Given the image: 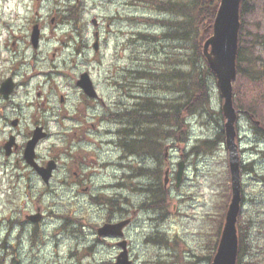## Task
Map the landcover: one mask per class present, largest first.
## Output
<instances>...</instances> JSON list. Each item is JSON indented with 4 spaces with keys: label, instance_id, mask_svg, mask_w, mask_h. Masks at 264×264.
<instances>
[{
    "label": "rangeland",
    "instance_id": "obj_1",
    "mask_svg": "<svg viewBox=\"0 0 264 264\" xmlns=\"http://www.w3.org/2000/svg\"><path fill=\"white\" fill-rule=\"evenodd\" d=\"M160 1L164 0H0V49H13L10 42L14 40L18 57H25L26 62L21 69L23 84L5 112L9 120L20 118L21 128L16 130L9 124L4 127V118L0 115V264H114L119 253L116 240L103 241L96 233L105 222L106 212L110 211H104L105 204L99 208L89 199L90 194L96 193H100L103 203L108 199L117 200L118 207L139 209L124 237L133 264H209L231 199L228 152L225 143L220 142L225 120L216 79L203 70L207 64L197 49L198 36H191L190 40L188 37L184 43L166 40V44V41L158 42L160 37L150 41L141 37L132 41L131 46L123 45L124 40L131 41L127 33L140 32L142 36L167 33L164 21L174 16L151 6ZM54 16L56 19L51 23ZM92 19L101 25L109 53L119 49L118 59L111 55L112 62L118 64L119 78H137L141 87L145 85L144 92L152 96L153 104H149V111L144 113L161 112L171 101L183 98L184 91L180 92L177 87L183 84L186 90L187 85L180 79L196 71H202V77L207 80V106L185 117L187 125L182 128L180 140L172 136L171 126L157 122L137 126L130 132L126 122L109 121L97 133L89 132L92 143L83 141L81 149L89 153L97 148L98 157L114 164L80 186H76L71 176L73 170L64 155H61L62 165L48 185L35 179H22V166H16L12 158L5 159L1 145L9 133L22 143L33 114L37 112L43 117L48 109V105H40L41 101L33 93L43 76L41 69L35 67V59H31V43L27 45L32 25L37 23L41 28L38 56L49 61L53 49H91L96 30ZM240 39V46L244 48L241 67L250 65L264 71V0L244 1ZM108 62L109 54L102 53L89 65L103 95H108L103 84L109 71ZM20 64L23 63L8 54L7 67L19 68ZM138 67L140 70L157 69L152 75L159 71L164 74L159 79L167 80L157 82L154 78L147 84L133 74ZM47 78H53L54 83L59 81L54 73ZM59 90L69 91L64 82ZM69 97L74 104L79 95L70 90ZM233 100L240 111L236 143L240 154L242 201L236 224H241L247 234L239 264H264V75L257 80L237 76L233 82ZM123 101L133 102L127 98ZM49 102L54 110L59 108L53 96L49 97ZM112 102L107 99L106 103ZM249 107L255 110L254 117L251 116L261 128L249 119L246 110ZM47 115L51 136L39 145L38 153L43 157L55 155L57 149L63 147L55 128L70 125V120L62 118V114L56 116L50 110ZM121 127H125L131 133L129 139L135 141L144 138L145 132L155 135L154 131L159 129L160 136L151 139L153 152L129 154L121 144L120 148L115 147L111 141L116 139L115 131ZM107 129L111 134L106 132L105 135ZM205 140H214L211 149L199 148ZM120 156H124V164L117 167ZM182 160L185 162L183 178L175 187L177 163ZM146 164L151 168L141 170L140 178L137 177V168L143 169ZM94 168L96 172L99 170V167ZM167 168L169 183L164 189ZM117 176L122 178L116 182ZM85 187L88 191L83 190ZM157 187L164 189L159 193L160 199L165 200L163 210L158 208L163 204H156ZM153 203L157 208L151 207ZM148 204L151 205L146 206ZM37 210L41 215L38 222L25 219Z\"/></svg>",
    "mask_w": 264,
    "mask_h": 264
},
{
    "label": "flooded vegetation",
    "instance_id": "obj_2",
    "mask_svg": "<svg viewBox=\"0 0 264 264\" xmlns=\"http://www.w3.org/2000/svg\"><path fill=\"white\" fill-rule=\"evenodd\" d=\"M56 17L54 16L51 18V23H54ZM37 27L40 30V37L38 46L34 48L31 44V52L32 57L31 59H35V67H39L41 69L40 74L43 76L38 81V86L33 89V93L37 100H40V105L45 107L48 105V109L45 114H42L43 117L38 116L37 112L33 114V116L30 119V125L27 129V136L24 139L22 143H19L18 137L15 136V144L9 149L10 156L5 155V150L3 149L4 144L8 140V138L12 135V133H9L7 137L3 140L1 145V151L3 153V156L5 159H14V163L16 166H22V173L20 174V178L31 180L35 179L38 181H41V177L36 173V171L31 168L24 160V149L27 141L32 137L34 131L37 128H41L42 131L45 133V137L41 139L36 147H35V161L36 163L41 167H47L48 163H51L53 166L52 171V177L51 180L56 176V172L59 170L61 164V155H64V158L68 160V163L70 164L72 168V175L75 179V182L77 185H81L86 180H91L94 176H97L101 174L100 172L106 171V169L111 166L110 161L104 160L102 157H98V153L96 151L97 148L91 150V152H85L83 149H81L80 144L83 141H87L92 143V139L89 136V132L97 133L98 130H101L103 125H107L109 121L114 122L116 124L118 123H127L126 127L127 130L130 132H133L135 130V127L144 125L141 123V121L138 119L139 110L141 107V102L147 99H151L152 96L146 92L145 85H142V87L138 84V79L133 77L132 79H124L121 77L119 78V70L118 64L112 62V56L114 55L118 59V52L119 49H113L112 53H109L110 49L108 48V44L106 42V39L103 36L102 33V27L96 24L97 29L93 32V43L91 44V49H53L51 53V57L48 60L45 59V57H39L40 49L39 44L42 41V34H41V28L40 25L35 23L32 25L31 30ZM109 27V25H107ZM98 28H100V31H98ZM95 34H98L99 39L96 44V49L94 47L95 43ZM125 35H128V38H130V42L127 43V41H123V45L128 47L132 45V41L140 40L139 38L143 37L144 41H150L152 39L151 34L141 35L140 32L131 34L127 33ZM160 35V34H159ZM124 36V35H123ZM158 36V35H154ZM166 36L164 33L160 35L159 37L162 39H159L158 42L161 43V41H166ZM126 37V36H125ZM19 41L21 43L23 42L22 37H19ZM178 42L179 40L175 39L173 42ZM30 37L29 42L27 43L28 47L30 46ZM167 41L165 42V44ZM9 44V43H8ZM17 44L16 41L10 42V45L13 49H0V87L2 83L4 82H10L15 85L14 90L9 96H5L3 92H0V115L3 117L4 122H2L3 126L6 127L8 124L13 128L18 130L17 128H21L22 121L20 118H15L17 124L16 126H12V120H9L6 115V110L8 108V104L12 101V98L16 91L21 87L23 84L22 78L23 75H21V69L22 66L26 63L23 60L25 57L20 58L18 57V52H16L15 45ZM162 44V43H161ZM160 44V45H161ZM164 44V45H165ZM7 45V43H5ZM104 47V49H103ZM9 50V51H7ZM122 50V49H121ZM16 52V53H15ZM11 54L13 56L14 60L18 62H22L23 64L19 65V68L17 66H11L7 67V57L8 54ZM109 54V67H108V73L106 74V77L104 79V86L106 87V90L108 92V95H103L100 93V90L98 88V83L95 81L93 73L90 69V66L92 64V61L98 60L99 56L101 54ZM17 55L18 58H15ZM13 62V60H12ZM35 70V68H33ZM45 70V71H44ZM123 72V71H122ZM145 73L142 75V73ZM154 70L151 69H145L140 70L138 67V70L134 71V75H138L140 80H143L145 83L149 84L152 80H150L147 76V74H153ZM52 73L55 74V78L59 81L57 83L53 82V78H47ZM86 74L88 76V79L90 80L92 87L94 91L96 92V97H90L83 89L78 85V81L80 78ZM118 74V77H117ZM160 75V78H162L163 74ZM47 78V79H46ZM64 87L67 85L69 91L74 90L78 93L79 97L75 101L74 104L69 97V91L66 93L63 92L64 90H59V87L61 86V82ZM126 81H131V83H128ZM143 88V91H141ZM143 92V93H142ZM53 96L58 103L59 108L55 109L52 105H50L49 97ZM127 98L128 100H133L131 104L124 103V99ZM107 99L110 101L112 100V104L106 103ZM76 108V109H75ZM75 109V110H74ZM166 110V108H164ZM52 110L53 114L61 115L62 118H66L70 120V125H59L56 127L55 133L57 134V137L61 143L63 144L62 148L57 149L55 155H48V156H41L40 153H38L39 145L44 142L45 140L49 139L51 136L50 128L48 126V122L46 121L48 118L47 112ZM74 111V112H72ZM125 127H121L115 131L116 139L111 141L113 145L116 147L117 145L121 144L123 150H124V131ZM105 135L106 132L110 133V130H104ZM111 134V133H110ZM120 142V143H119ZM104 142L102 141L101 144ZM109 142H106V145H109ZM152 144V143H151ZM120 148V146H119ZM129 153V152H128ZM138 153V152H137ZM134 154V153H129ZM124 156L118 157V163L115 164L117 167H120L122 164H124ZM67 163V164H68ZM185 163V162H184ZM99 167V170L96 172L94 171V167ZM147 167H144L143 169L137 168L136 173L137 177L140 178L141 176V170L148 171L151 167H149L146 164ZM83 167H86L84 170ZM124 168V166H123ZM167 172L169 175V170L167 168ZM151 173L154 174V170H151ZM125 175V174H124ZM145 175V173H144ZM121 177V176H120ZM117 176L115 179L116 182L118 178ZM122 178V177H121ZM124 179V178H123ZM50 180V181H51ZM78 181V182H77ZM115 182V183H116ZM120 182V181H119ZM169 183V179H168ZM117 183L114 185L116 186ZM132 186V185H131ZM140 188V185H137ZM163 188L166 189V187L163 185ZM162 189V191H164ZM83 190L88 191V187H85ZM163 193V192H162ZM100 193L96 194H90L89 199H91L97 207H101L102 204H105V210L115 211V212H106V219L105 223H118L123 220H129V225L124 229V236L123 239H125V231L132 225L133 223V216H135L139 209H124V207H118V201L117 200H107L106 203H103L104 201H101L103 199H100L99 195ZM162 198V197H161ZM165 200L160 199L159 203L163 204L159 209L163 210ZM114 205V207H112ZM151 204H148L146 206H150ZM108 206V207H107ZM152 208H157L155 203L152 204ZM150 207V208H151ZM146 208V207H145ZM144 209V208H143ZM147 210V209H144ZM102 224V225H103ZM97 230V229H96ZM101 240L105 241L107 239H113L116 240L115 245L120 241V239L115 237H99ZM126 240V239H125Z\"/></svg>",
    "mask_w": 264,
    "mask_h": 264
},
{
    "label": "water",
    "instance_id": "obj_3",
    "mask_svg": "<svg viewBox=\"0 0 264 264\" xmlns=\"http://www.w3.org/2000/svg\"><path fill=\"white\" fill-rule=\"evenodd\" d=\"M241 0H220L218 10L212 25V35L204 42L202 47L203 56L205 57L210 70L214 73L218 91L222 99V113L225 119L224 135L225 146L228 151V165L231 179V199L225 215L221 236L217 245L215 255L210 264H235L238 252V237L236 222L240 211L241 193H240V173H239V153L236 144V128L235 122L238 116L237 110L233 106L232 100V83L236 78V57L238 53V33L240 28L239 9ZM96 25L95 19L92 21ZM39 30L34 27L31 33V43L34 48L38 45ZM94 47L96 49L97 34H95ZM78 85L83 89L85 94L90 97H96L88 76L84 74L78 81ZM15 85L13 83L4 82L0 87V92L5 96H9ZM16 120L12 121V125L16 126ZM45 136L41 128H37L32 138L27 142L24 150V158L26 163L34 167L36 172L41 176L43 182L48 184L52 174L53 166L39 167L35 161L34 148L37 142ZM14 144V137L10 136L4 145L9 149ZM176 172V187L179 185L184 163H178ZM167 172H165L164 183H167ZM41 218L39 210L36 214L26 216L31 222H38ZM129 224V220H123L118 223H106L97 229L99 237L114 236L123 237V230ZM120 248L119 254L116 256L114 264H132L129 259L127 244L125 240L117 243Z\"/></svg>",
    "mask_w": 264,
    "mask_h": 264
},
{
    "label": "trees",
    "instance_id": "obj_4",
    "mask_svg": "<svg viewBox=\"0 0 264 264\" xmlns=\"http://www.w3.org/2000/svg\"><path fill=\"white\" fill-rule=\"evenodd\" d=\"M244 1H241L240 6V20L242 19L243 13H244ZM219 0H164L160 1L159 3L154 2L151 3L152 7H156L159 11L162 13H167L172 16H174V19L171 17L170 19L164 21L165 25L167 26V33L164 32L165 35H171L174 40L177 39L181 42H185L191 38V36H198L199 43L197 46V49L203 58L202 52H201V44L203 43L206 38H208L212 34V24L214 21V17L216 14V11L218 9ZM241 29V28H240ZM188 35V36H186ZM241 39H240V33H239V50L237 54V76L243 75L249 77L251 80H257L260 76L264 75V71L260 69H255L254 67H251L250 65L246 66L245 68L241 67L242 62V49L240 46ZM205 60V59H204ZM206 62V61H205ZM157 70V69H156ZM154 70V71H156ZM203 70L208 74L209 76L214 77L213 73L209 69V67L206 65ZM142 75L145 74L141 72ZM154 73V72H153ZM160 72L156 73V75L147 74L148 78L150 80L161 81L164 82L167 79H159L160 78ZM164 75V74H163ZM203 72L202 71H196L191 72L188 76L183 75L180 79L183 81L184 84L187 85V88H183V84L179 85L177 89L179 91H184V97L179 99L177 102L171 101L170 104L167 105L166 110L163 108V111L161 112H152L153 115H149V113H144L145 111H149V104H153L151 102L152 99H147L143 103H141V107L139 110L138 119L143 124H151V122H157V123H167L168 126H171L174 130L171 132L172 136L177 138V140H180V138L183 136L182 128L185 127L186 121L185 117L190 116L200 110H202L203 107L207 106L208 103V94H207V80H204ZM187 78V81L185 80ZM170 79V77L168 78ZM180 81V82H181ZM175 85V84H174ZM173 86V85H172ZM248 114L255 115V110L251 109L250 107L247 108ZM250 119V118H249ZM188 123V121H187ZM222 130V129H221ZM159 129L155 130L153 133L151 131H147L143 134V137L140 141H135L133 139H129V136H131V133L127 130L124 131V151L129 153H139L142 151H148L153 152L154 146L151 144L153 137H159ZM221 143L224 142V132H221L220 135ZM214 144V140H205L202 142V145L199 148H203L204 150H209ZM159 146L157 145V149ZM209 148V149H208ZM152 149V150H151ZM159 176V173H158ZM155 191V199L156 204L159 205L160 191L162 192L161 188L157 187ZM238 228V256H237V263L239 264L240 261L243 259V250L246 243V232L242 229L241 224H237ZM215 249L211 254V257L214 255ZM246 263V262H245ZM249 264V263H248Z\"/></svg>",
    "mask_w": 264,
    "mask_h": 264
},
{
    "label": "bare ground",
    "instance_id": "obj_5",
    "mask_svg": "<svg viewBox=\"0 0 264 264\" xmlns=\"http://www.w3.org/2000/svg\"><path fill=\"white\" fill-rule=\"evenodd\" d=\"M166 39H167V40H171V41L174 40V38H173L171 35H167V36H166ZM153 114H154V113H153ZM153 114H152V112H150L149 115H153Z\"/></svg>",
    "mask_w": 264,
    "mask_h": 264
}]
</instances>
